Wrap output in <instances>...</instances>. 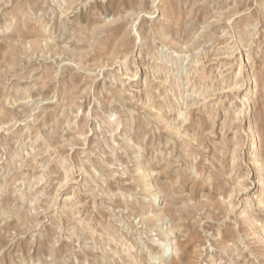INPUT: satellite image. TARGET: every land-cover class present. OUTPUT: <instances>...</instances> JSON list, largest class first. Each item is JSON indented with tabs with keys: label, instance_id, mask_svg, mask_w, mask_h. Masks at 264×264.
<instances>
[{
	"label": "rangeland",
	"instance_id": "obj_1",
	"mask_svg": "<svg viewBox=\"0 0 264 264\" xmlns=\"http://www.w3.org/2000/svg\"><path fill=\"white\" fill-rule=\"evenodd\" d=\"M0 264H264V0H0Z\"/></svg>",
	"mask_w": 264,
	"mask_h": 264
},
{
	"label": "bare ground",
	"instance_id": "obj_2",
	"mask_svg": "<svg viewBox=\"0 0 264 264\" xmlns=\"http://www.w3.org/2000/svg\"><path fill=\"white\" fill-rule=\"evenodd\" d=\"M203 81V80H202ZM249 99L247 97V93L244 94L243 97H240V102H239V105H241L242 107L243 106H248L249 105ZM180 115V114H179ZM181 116V115H180ZM250 139H253L251 136H250ZM167 247H168V243L164 244V246H162V252H161V256L165 255L166 254V251H167ZM168 254V253H167ZM160 256V255H159ZM167 257V255H166Z\"/></svg>",
	"mask_w": 264,
	"mask_h": 264
}]
</instances>
